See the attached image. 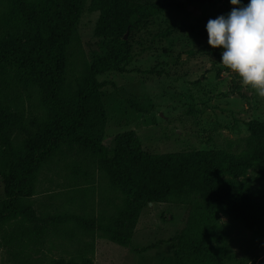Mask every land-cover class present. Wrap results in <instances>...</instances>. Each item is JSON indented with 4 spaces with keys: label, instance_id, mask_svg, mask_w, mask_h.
<instances>
[{
    "label": "rangeland",
    "instance_id": "rangeland-1",
    "mask_svg": "<svg viewBox=\"0 0 264 264\" xmlns=\"http://www.w3.org/2000/svg\"><path fill=\"white\" fill-rule=\"evenodd\" d=\"M45 8V0H23ZM161 10L140 20L124 38L130 46L125 70H109L97 78L102 113L96 119L101 145L99 154L110 155L114 137L132 130L152 155L176 152L196 157L206 153L220 167L216 181L223 186L245 183L262 191L258 163L249 158L248 122L264 119V97L241 84L238 75L220 62V49L207 43L209 18L227 14L229 0H152ZM185 3L183 7L171 3ZM99 10L86 0L77 23V49L88 54L96 40L94 27ZM23 27L13 0H0V31ZM4 72V73H3ZM0 108L16 112V94L25 114L41 111L27 76L13 65L0 68ZM23 136L14 131L9 139L18 146ZM1 146V145H0ZM88 154L79 145L74 151ZM71 154V156L73 155ZM69 160V159H68ZM4 197L0 178V200ZM40 213L59 221L31 264H240L253 233L219 202L209 206L198 194L180 201L146 202L126 185L117 189L96 175L68 180L62 166L43 168L28 197ZM213 201V200H211ZM123 209H138L139 216L125 240L111 238L92 221ZM201 241L223 261L188 245ZM0 264H17L0 248Z\"/></svg>",
    "mask_w": 264,
    "mask_h": 264
},
{
    "label": "trees",
    "instance_id": "trees-1",
    "mask_svg": "<svg viewBox=\"0 0 264 264\" xmlns=\"http://www.w3.org/2000/svg\"><path fill=\"white\" fill-rule=\"evenodd\" d=\"M13 1L23 27L0 31V68L13 65L27 76L32 90L27 97L39 101L43 110L25 114L21 96L16 94V112L7 125V114L0 108L4 193L0 200V248L8 258L17 264H31V252L60 230L57 219L38 212L28 200L39 172L54 165L66 170L68 180L98 174L112 189L126 185L146 202L180 201L193 194L211 207L218 201L221 210L232 212L253 233L240 264H264V189L251 191L245 183L221 185L216 181L220 167L206 153L196 157L176 152L152 155L132 130L114 137L110 155L99 154L101 141L95 121L103 112L100 88L105 82L97 76L125 70L130 46L124 34L162 6L152 0H92L99 15L94 27L96 40L88 45L86 55L77 49V23L86 0H45V8ZM171 5L183 7L185 3ZM0 85L7 83L3 80ZM248 126L249 158L258 163L256 176L264 183V119L251 120ZM14 131L23 136L18 146L9 139ZM75 145L88 154H73ZM138 216V209H123L99 216L92 224L113 239L125 240ZM188 246L193 253H215L201 241ZM222 256L215 253L219 262Z\"/></svg>",
    "mask_w": 264,
    "mask_h": 264
},
{
    "label": "clouds",
    "instance_id": "clouds-1",
    "mask_svg": "<svg viewBox=\"0 0 264 264\" xmlns=\"http://www.w3.org/2000/svg\"><path fill=\"white\" fill-rule=\"evenodd\" d=\"M227 14L209 18L207 43L220 49V62L242 85L264 97V0H229Z\"/></svg>",
    "mask_w": 264,
    "mask_h": 264
},
{
    "label": "water",
    "instance_id": "water-1",
    "mask_svg": "<svg viewBox=\"0 0 264 264\" xmlns=\"http://www.w3.org/2000/svg\"><path fill=\"white\" fill-rule=\"evenodd\" d=\"M125 36V35H124Z\"/></svg>",
    "mask_w": 264,
    "mask_h": 264
}]
</instances>
